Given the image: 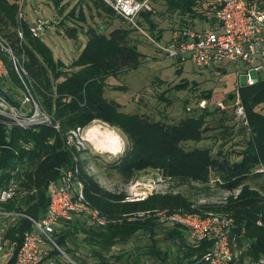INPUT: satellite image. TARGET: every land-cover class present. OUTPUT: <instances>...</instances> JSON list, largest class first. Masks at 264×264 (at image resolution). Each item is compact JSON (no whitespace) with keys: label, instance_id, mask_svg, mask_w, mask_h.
<instances>
[{"label":"trees","instance_id":"trees-1","mask_svg":"<svg viewBox=\"0 0 264 264\" xmlns=\"http://www.w3.org/2000/svg\"><path fill=\"white\" fill-rule=\"evenodd\" d=\"M92 2L99 8L95 1ZM167 2L174 11L181 10L182 14L189 11L192 17H207L196 12L197 0ZM56 3L60 4L61 0ZM20 9V0H0V32L24 61L36 94L41 97L44 108L60 122V127L22 128L0 120V190L12 180L18 182L16 196L7 202L0 201V212L9 213L5 243L16 245L9 264L15 261L25 233L34 227L31 217L41 220L48 210L49 183L59 179L62 169L76 163L80 166L79 176L85 184L87 199L109 221L106 225H97L85 214L62 219L54 231L60 249L52 248L48 257L57 263L58 258L66 255L78 264H142L145 257H155L161 264H210L203 259L213 246L210 239L192 241L183 226L160 220L158 212L163 210L194 212L184 195L157 193L130 201L125 191L104 188L83 168L77 144H69L68 140L73 130H84L96 120L118 127L127 138L125 153L111 164L126 181L151 169L166 177L204 183L216 171L223 174L221 187L230 190L242 187L240 195L230 200L225 208L235 215L234 229L240 234L237 243L246 242L249 249L240 258L233 257L228 264H245L246 257L253 261L264 258V225L257 223L258 212L264 209V198L259 193L264 192V181L258 185V190L247 185L253 167L264 166V112L260 108L264 105V77L255 85L240 87L248 120V124L243 123L242 133L247 134L248 144L241 158L229 163L214 154L209 146L187 148L184 145L186 141L207 138L209 112L204 109L179 122L169 123L140 113H125L120 102L106 97L110 76L135 69L144 62L145 54L132 42L133 28L117 27L109 34L89 28L85 48L74 58L72 66H64L56 62L43 39L32 37L31 24L27 21L22 23L25 36L21 38ZM145 18L154 33L157 24L152 14H145ZM69 34L75 36L76 30H70ZM3 56L11 77L19 82L8 57ZM5 93L14 100L10 92ZM230 97L234 98L235 94L231 93ZM261 217L264 220V215ZM163 230L169 245L175 247L174 251L159 243L157 236ZM141 235L150 238V243L126 248ZM68 262L72 264L70 260Z\"/></svg>","mask_w":264,"mask_h":264},{"label":"rangeland","instance_id":"rangeland-1","mask_svg":"<svg viewBox=\"0 0 264 264\" xmlns=\"http://www.w3.org/2000/svg\"><path fill=\"white\" fill-rule=\"evenodd\" d=\"M92 1H95L99 8ZM92 1L61 0V3L57 4L56 0H20L21 9L18 19L21 38L25 36L22 30L24 21L33 24L38 19L43 22L50 20L51 23L46 25L41 38L34 34L32 37H37L40 41L43 39L51 48L56 62L63 63L64 66H72L74 58L82 52L87 44L89 28L98 29L106 34L117 27L131 28L128 22L121 19L114 10L104 5L100 0ZM215 2V0H197L194 8L198 14L207 15L206 19H208L214 13ZM154 8L152 18L157 24L155 32L152 33L148 23L143 22L142 24L150 34L161 35L163 39L169 38L186 22L194 21L202 24L205 21L201 19L200 15L190 16L189 11L185 14L180 13L181 10L174 11L169 7L167 0H156ZM73 29L76 30L75 36L69 34V31ZM132 42L137 44L139 50L145 54L144 62L135 69L125 70L121 74L110 76L107 79L106 97L120 102L123 112L140 113L155 120L175 123L195 111L201 112L202 109L198 107V102L204 97L212 102L215 96L226 94L229 96L228 103L233 102L234 98L230 97V94L235 92L238 76L232 66L230 68H199L190 61L186 62L184 66H180L172 58L162 55L157 46L137 30L132 33ZM4 43L10 45L8 39L0 32V47ZM3 55L7 56L4 52ZM9 78L11 86L15 87L16 91H21L20 81L16 82L12 77ZM240 80L244 83L245 76H241ZM32 90L34 96L42 103L41 97L36 94L34 81ZM188 107L192 109L190 110ZM260 108L264 112V105ZM204 111L209 112L207 114L209 127L206 133L207 138L201 141H186L184 145L187 148L209 146L214 154L229 163L240 159L242 151L247 149L248 144L247 134L242 133L243 122L238 119L231 108L222 110L210 105ZM93 125H98L103 130L96 129V132H93L97 135L90 137L88 131ZM108 130L115 135L112 137ZM92 137L106 141L104 143L117 139L121 143V151L109 152L97 149L91 141ZM71 138L80 146L78 150L80 151L81 165L104 188L118 192L125 191L129 198L131 196L130 186L139 180L144 191V199L157 193L182 194L190 202L195 213L202 216L213 214L216 217L232 218L231 228L235 227V215L232 211L226 210L225 205L240 195L242 187L233 190L221 187L224 182L223 174L213 171L209 181L201 183L189 179L166 177L158 170L150 169L139 172L133 180L126 181L118 171L111 167V164L125 153L128 144L121 129L102 120H96ZM263 181L264 166L253 167L250 178L247 180L249 188L258 190V185ZM259 193L264 198V192L260 191ZM175 211L192 212L180 209L163 210L158 214H169ZM262 215H264V209L258 212V225H264ZM7 222L9 220L0 215V224ZM232 230L235 232L234 228ZM165 236L163 230L157 236L160 239L159 243L162 247L171 248L174 251L175 247L171 246L172 244L169 245L170 242ZM148 243H150V238L141 235L128 243L126 248L145 246ZM248 249L249 246L246 242H238L233 247L234 257L240 258ZM67 259L72 264H78L66 255L58 258L59 262L57 261L56 264H70ZM142 264H161V261L155 257L151 259L145 257ZM245 264H264V258L253 261L246 257Z\"/></svg>","mask_w":264,"mask_h":264},{"label":"built area","instance_id":"built-area-1","mask_svg":"<svg viewBox=\"0 0 264 264\" xmlns=\"http://www.w3.org/2000/svg\"><path fill=\"white\" fill-rule=\"evenodd\" d=\"M110 6L121 19L128 22L134 30L142 32L158 48L165 57L172 58L180 66L188 61L199 68L235 69L238 80L235 83V97L228 103V95L215 96L212 102L206 97L198 102L200 109L210 105L226 110L231 108L244 124H248L246 109L241 100L240 87L255 85L264 77V1L263 0H215V10L208 19L201 18L202 24L194 21L182 24L169 38H158L144 29L148 23L145 14L155 11L156 0H102ZM23 15V14H22ZM191 21V20H190ZM49 21L38 19L30 25L31 32L41 36ZM149 24V23H148ZM153 33V32H152ZM3 52L7 55L17 73L21 91H16L10 84V69L5 62ZM245 76V82L240 78ZM10 89H9V88ZM12 87V88H11ZM33 79L20 57L11 45L0 47V120L22 128L38 125H55L60 127L53 115L33 94ZM10 92L14 100L5 92ZM188 109H192L188 107ZM81 129L73 130L77 135ZM69 137V144L73 142ZM77 147H80L77 145ZM80 166L76 163L71 168L61 170L58 180L48 185L49 207L41 220L33 221V229L27 231L13 264H56L54 258L48 257L52 248H59L54 231L62 219H70L74 214H85L97 225H106L109 219L94 207L87 199L85 184L79 176ZM138 180L131 186L130 201L142 200L143 188ZM18 182L12 180L0 190V201L7 202L17 194ZM146 195V193H145ZM9 216V213L2 214ZM160 220L183 226L192 241L210 239L213 246L203 259L210 264H228L234 257L233 247L237 244L238 234L231 228L232 218L216 217L213 214L202 216L195 212L175 211L160 213ZM8 223L0 226V264H9L15 253V243L7 246L5 232ZM245 229H243V232Z\"/></svg>","mask_w":264,"mask_h":264},{"label":"bare ground","instance_id":"bare-ground-1","mask_svg":"<svg viewBox=\"0 0 264 264\" xmlns=\"http://www.w3.org/2000/svg\"><path fill=\"white\" fill-rule=\"evenodd\" d=\"M93 127H91L88 131V135L91 137V136H94V135H97V133H94L93 131L96 130V128L92 129ZM108 133L109 134H112L109 130H108ZM113 135H115V133H113L111 136L113 137ZM89 137V138H90ZM92 141L93 143L95 144V146L99 149H104V150H109L108 148H111L114 152H117V151H121V143L117 141V139L115 140H109L108 143H104L106 141L104 140H99V139H95V137H92ZM91 139V138H90ZM98 140V141H97Z\"/></svg>","mask_w":264,"mask_h":264},{"label":"crops","instance_id":"crops-1","mask_svg":"<svg viewBox=\"0 0 264 264\" xmlns=\"http://www.w3.org/2000/svg\"><path fill=\"white\" fill-rule=\"evenodd\" d=\"M93 127L94 128H96V129H100V130H103L100 126H98V125H93ZM99 131V130H98ZM94 132H96V130H94ZM92 141V140H91ZM93 143V142H92ZM96 147V146H95ZM97 148V147H96ZM97 149H99V148H97ZM109 150H104L103 149V151H109V152H114L111 148H108ZM100 150H102V149H100ZM93 259L91 258V261H92Z\"/></svg>","mask_w":264,"mask_h":264}]
</instances>
